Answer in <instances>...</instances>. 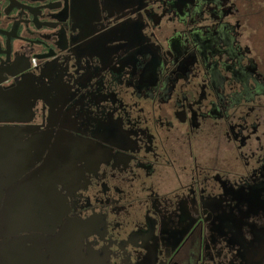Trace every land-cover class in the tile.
Returning a JSON list of instances; mask_svg holds the SVG:
<instances>
[{"label":"flooded vegetation","instance_id":"1","mask_svg":"<svg viewBox=\"0 0 264 264\" xmlns=\"http://www.w3.org/2000/svg\"><path fill=\"white\" fill-rule=\"evenodd\" d=\"M254 2L0 0V127L45 238L24 264H264Z\"/></svg>","mask_w":264,"mask_h":264},{"label":"water","instance_id":"2","mask_svg":"<svg viewBox=\"0 0 264 264\" xmlns=\"http://www.w3.org/2000/svg\"><path fill=\"white\" fill-rule=\"evenodd\" d=\"M29 150L24 143V128L0 127V250L13 251L8 257L13 264H24L21 251L25 237L45 240L33 233L24 236V170L31 164ZM129 255L130 264H138L134 255Z\"/></svg>","mask_w":264,"mask_h":264},{"label":"rangeland","instance_id":"3","mask_svg":"<svg viewBox=\"0 0 264 264\" xmlns=\"http://www.w3.org/2000/svg\"><path fill=\"white\" fill-rule=\"evenodd\" d=\"M251 6L253 9L250 22L257 26V30L264 37V0H257V3L254 2Z\"/></svg>","mask_w":264,"mask_h":264}]
</instances>
